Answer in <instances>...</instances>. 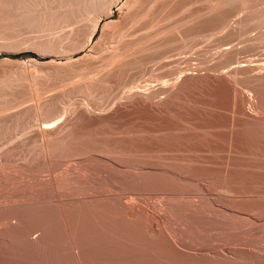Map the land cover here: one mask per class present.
Segmentation results:
<instances>
[{
    "label": "rangeland",
    "instance_id": "374dc122",
    "mask_svg": "<svg viewBox=\"0 0 264 264\" xmlns=\"http://www.w3.org/2000/svg\"><path fill=\"white\" fill-rule=\"evenodd\" d=\"M170 1L165 0L164 8L158 10L161 0H149L142 9H135L131 18L129 4L123 8L125 12L115 10L112 22H107L109 26L104 31L114 38L109 40V46L98 28L92 42L72 59L51 56L41 45L45 39L62 37L74 28L91 29L92 20L99 14L92 12L90 5L87 4L92 10L86 5L81 7L78 21L68 28L50 22L46 27L47 22L36 11L33 14L5 9L0 15V264H264V108L259 110L258 124L248 125L249 122L241 121L242 116L239 119L232 111L227 94L223 97L216 93V88L195 83L163 113L150 112L132 106L128 98L130 90L127 92L130 86L126 84L133 76H142V72L141 85L146 86L157 83L162 76L176 78L180 68L211 65L218 50L226 46L220 44L225 42L239 46L244 61L264 59L261 58L264 57V21H261L264 0H230L233 3L229 4V0H182L177 10L170 7ZM216 9L225 12L227 21L223 22L227 27L223 31L209 28L196 36L185 35L197 16ZM127 18L129 22H125ZM239 20L247 21L249 27L227 40L232 35L230 27ZM144 34L150 35V45L169 39V48L163 53L152 50L150 58L141 64L130 62L122 76L114 77L92 96L73 91L75 84L85 80L80 81L82 77L77 71L95 61L86 57L97 43H102V48L107 45L97 62L103 64L109 51L114 52L123 43ZM52 58H63L62 63L68 61L66 75L49 65ZM107 67L103 66L102 70ZM25 72L36 77L37 83L25 78ZM242 84L238 89L252 96L253 103L248 100L247 106L254 108L256 95L248 84ZM52 99L55 109L63 112L61 117L68 111L71 113L65 116L71 121V128L60 139L68 146L59 149L52 161H46L35 142L39 121L34 106ZM87 106L91 114L79 115ZM115 106L120 111L107 119L117 109ZM103 107L113 111L107 113ZM24 112L30 118L22 117ZM21 135L23 142L19 139ZM15 139L19 141L10 144ZM7 143L10 147L7 145L6 149ZM79 157L83 160L79 161ZM165 167L171 171L160 170ZM50 175L52 181L48 180ZM125 206L156 212L162 218L160 228L154 231L151 221L143 216H127Z\"/></svg>",
    "mask_w": 264,
    "mask_h": 264
},
{
    "label": "bare ground",
    "instance_id": "6f19581e",
    "mask_svg": "<svg viewBox=\"0 0 264 264\" xmlns=\"http://www.w3.org/2000/svg\"><path fill=\"white\" fill-rule=\"evenodd\" d=\"M149 0H0V15L3 13V11L5 9H13L18 11V13L24 12V11H31V13L33 11H36V15L39 13V16H41V20H44L47 22L46 27L48 26V23L50 22V24H57L60 25L61 27H67V26H71V24L73 25V22H75L78 18L79 15H81L80 9L83 5H90L92 7V9L96 14H99L97 16H95L96 18H94L93 24L91 26V29H87V30H81V29H71L69 32H67L66 34H62V37L59 38H50L48 40L45 39V42H43V44L41 45L45 50L50 52V55H55L56 57L59 56H67L66 58L72 59L76 52L84 50V48L86 47V45H88L89 43L92 42L93 37L97 31L98 28H101L103 31V35L106 36L105 41L107 40L108 42L105 44L110 43V39H114L113 36L107 32H104L105 29L109 26V24H107V22H112V17L114 15V13L116 12L115 10L119 11L121 13V10H123L124 7H126L128 4L130 5V18L132 17L133 13L135 12V9H142V7L147 4ZM169 1V0H168ZM234 1V0H233ZM248 1V0H247ZM186 2V1H185ZM246 2V1H245ZM243 1V3H245ZM182 3V0H171L170 1V7L172 9H176L179 7V5ZM224 3V2H223ZM226 3V2H225ZM229 3H233L232 1L230 2V0L228 1L227 4ZM154 4V3H153ZM190 4V3H189ZM166 5L165 0H161V2L159 3V8H157L158 10H162L164 8V6ZM184 5V4H183ZM155 6V5H154ZM153 6V8H154ZM223 6V5H222ZM230 6V5H229ZM246 6V5H245ZM84 7V6H83ZM215 7V5H214ZM224 7V6H223ZM85 8V7H84ZM184 8V7H183ZM213 8V7H212ZM220 8V7H219ZM225 8V7H224ZM246 8V7H245ZM89 10H92L88 7ZM86 9L88 12L89 10ZM252 9V8H251ZM83 10V8L81 9ZM125 10V8H124ZM123 10V11H124ZM148 10V9H147ZM153 9L151 8V11ZM157 10V11H158ZM177 10V9H176ZM87 11H83L84 13H86ZM122 11V12H123ZM186 11V10H185ZM20 12V13H21ZM88 12L86 14H88ZM125 12V11H124ZM174 12V11H173ZM242 12V11H241ZM31 13H28L31 14ZM145 13V12H144ZM183 13V12H182ZM209 13V12H208ZM205 14L202 15L200 17L197 16V20H193L190 25L189 28L187 27V30L185 33V35L187 36H196L198 35L200 32L204 31L205 29L209 28H216L217 30H221L223 31L227 25L223 22L225 17V12L223 13L220 9H216L213 12L209 13V14ZM27 14V13H26ZM33 14H35L33 12ZM83 14V13H82ZM4 15V14H3ZM20 15V14H19ZM26 15V19L27 16ZM95 15V14H94ZM136 15V14H135ZM158 15V14H157ZM229 15V14H228ZM21 16V15H20ZM30 16V15H29ZM28 16V17H29ZM84 17V15H82ZM105 17L104 20H101L100 18ZM251 16V15H250ZM1 17V16H0ZM22 17V16H21ZM32 17V16H31ZM225 17V18H224ZM4 18V17H3ZM2 18V19H3ZM13 18V16H12ZM17 19V16L14 17ZM19 18V17H18ZM33 18V17H32ZM130 18H127V20H125V22H129ZM262 18V17H261ZM13 19V20H16ZM29 19V18H28ZM156 19V18H155ZM196 19V18H195ZM247 19V18H246ZM19 20V19H18ZM40 20V21H41ZM226 20V19H225ZM229 20V19H228ZM255 20V19H254ZM257 20V19H256ZM255 20V23H256ZM259 20V19H258ZM10 21V20H9ZM39 21V22H40ZM78 21V20H77ZM227 21V20H226ZM261 21H264V19L262 18ZM11 22V21H10ZM9 22V23H10ZM233 22V21H232ZM235 22V21H234ZM247 22V21H246ZM244 20H239L236 22V25L234 23L235 26L230 27L231 31H232V35H230L229 37H227V40H230L234 35L236 34H240L242 32H244L247 27V23ZM260 22V21H259ZM8 23V22H7ZM8 23V25H9ZM14 23V22H13ZM21 23V22H19ZM258 23V22H257ZM261 23V22H260ZM11 24V23H10ZM26 24V23H25ZM33 23H31L32 25ZM43 24V23H42ZM186 24V23H185ZM229 24V22H228ZM233 24V23H232ZM250 25L253 23H249ZM22 25V24H19ZM30 25V24H28ZM40 25V24H39ZM150 25V26H149ZM149 27H152L153 24H149ZM254 25V24H253ZM14 26V25H13ZM27 26V24H26ZM143 26V25H142ZM264 26V25H263ZM1 27V25H0ZM35 27V26H34ZM51 27V26H50ZM55 27V26H54ZM159 27V26H158ZM181 27V26H180ZM192 27V28H191ZM16 28V27H15ZM25 28V27H24ZM30 28V27H28ZM42 28V27H41ZM40 28V29H41ZM45 28V27H43ZM68 28V27H67ZM176 28V27H175ZM259 28V27H258ZM53 29V28H52ZM57 29V26H56ZM164 29V28H163ZM191 29V30H190ZM6 30V28L4 29ZM8 30V29H7ZM13 30V29H12ZM43 30V29H42ZM50 30V29H49ZM155 30V29H154ZM161 30V29H160ZM228 29H226V31L224 33L227 32ZM3 31V30H1ZM169 31V30H168ZM188 31V32H187ZM253 31V30H252ZM150 32V31H149ZM182 32V31H181ZM217 32V31H216ZM218 33V32H217ZM222 32V34H224ZM220 34V33H219ZM230 34V33H229ZM257 34V33H255ZM102 35V36H103ZM147 35V34H146ZM145 34L143 36H139L138 38H136L135 40L133 39V41L130 42H126L123 43L122 48L120 45L119 49H122L121 51L118 49V51H114L111 52L109 51V55L107 53V57L106 59H104L105 62H103V64H99L97 62L98 59H102V53H103V49L107 48V45H103L104 48H102V43H97L94 46V50H92L86 58H88L89 60H95L92 63H90L89 65L80 68L77 73L82 77L80 79V81L85 78L84 82H79L77 84H75L72 89L74 92H78L80 94H86L87 95H91L93 93H96L98 91H100L102 89V87L108 83L111 79H113L114 77H120L125 73L126 70V66L131 62L132 64H141L144 61L148 60L151 56L152 50H158L157 52H161L163 53L165 51V49L169 48L167 47L168 45V40H163L155 45H150L148 44V41L150 39V35L146 36ZM217 35V34H216ZM250 35V33H249ZM252 35V34H251ZM101 36V37H102ZM103 36V37H105ZM123 36V34L121 35ZM176 36V35H175ZM205 36V35H202ZM210 36V35H209ZM223 36V35H222ZM247 36V35H246ZM253 36V35H252ZM261 36V35H260ZM156 37V36H155ZM170 37V36H169ZM199 37V36H198ZM212 37V35H211ZM219 37V35H218ZM168 38V37H167ZM188 38V37H187ZM196 38V37H195ZM247 38V37H246ZM120 40H122V37L119 38ZM221 39V38H220ZM252 39V38H251ZM259 39V38H258ZM44 40V39H43ZM223 40V39H222ZM221 40V41H222ZM233 40V39H232ZM257 40V39H255ZM3 41V40H2ZM42 42V40H40ZM151 41V40H150ZM179 41V40H178ZM194 41V40H193ZM209 41V40H208ZM8 42V41H7ZM114 42V40H111V43ZM223 42V41H222ZM238 42V41H237ZM236 42V43H237ZM181 43V42H180ZM250 43V42H249ZM6 44V43H5ZM19 44V43H18ZM230 42H225V43H221L220 46L226 45L223 48H221L220 50H218L217 55L216 56V60L213 64L211 65H207V66H198V67H191V68H186L184 70L181 69V71H179L178 75L176 78H172V79H163L161 78V82L159 80H156L157 83L152 84V83H146V86L141 85V81L142 76H143V72H142V76H140V74L133 76L131 79H129L128 82H126L128 87L127 92L129 91L131 94L128 98H130V103H132V106H138V107H142L144 109L150 110V112H156V113H163L164 111L167 110L168 107H170V105L183 93L187 92V90H189L191 87H193V85L195 83L198 84H202L203 86H211L212 89L218 90L216 91V93L220 92L219 94H222L223 97L224 95L227 94V96H229V101L227 103H229V106H232V111H234L235 115H238V118L240 119L241 117V121L242 119L248 123V125L250 123L254 124L257 123V121L259 122V114H260V109L262 110L264 108V59H258L256 57V59L258 60H249V61H244L242 54V50L239 46H234V45H229ZM235 44V42L233 43ZM238 44V43H237ZM235 44V45H237ZM251 44V43H250ZM13 45V44H12ZM40 45V44H38ZM118 45V47H119ZM197 45V44H196ZM247 45V44H246ZM17 46V45H16ZM32 46V45H31ZM106 46V47H105ZM202 46V45H201ZM200 46V48H201ZM218 46V45H217ZM243 46V45H241ZM24 47V46H23ZM174 47V46H173ZM186 47V46H184ZM32 48V47H31ZM116 48V47H115ZM133 48L134 50L130 51L129 49ZM187 48V47H186ZM207 48V47H206ZM12 49V48H11ZM177 49V48H176ZM216 49H218L216 47ZM243 49V48H242ZM249 49V48H248ZM27 50V49H26ZM107 50V49H106ZM128 50L130 52H128ZM197 50V49H196ZM202 50V49H201ZM208 50V49H207ZM210 50V49H209ZM46 51V53H47ZM105 51V50H104ZM113 51V50H112ZM120 51V52H119ZM167 51V50H166ZM169 51V50H168ZM171 51V50H170ZM194 51V50H193ZM217 51V50H216ZM177 52V51H176ZM201 52V51H200ZM199 52V53H200ZM213 50H212V54H213ZM45 53V52H44ZM190 53V52H189ZM198 53V52H197ZM216 53V52H215ZM192 54V53H191ZM211 54V52H210ZM209 54V55H210ZM263 54V53H262ZM101 55V56H100ZM168 55V54H167ZM202 55V54H201ZM246 55L248 56V53H246ZM164 56V54H163ZM174 56V55H173ZM181 56V55H180ZM194 56V55H192ZM198 56V54H197ZM206 56H208L206 54ZM250 56V54H249ZM165 57V56H164ZM178 57V56H177ZM185 57V56H184ZM189 57V56H188ZM212 57V55H211ZM59 58H52V60L50 61L49 65H51L52 67H54V69L56 71L59 72H63V74H65L64 71L69 69V63H67L68 61L65 62H61V59ZM170 58V57H169ZM169 58H167V60H169ZM199 58V57H198ZM203 58V57H202ZM205 58V57H204ZM248 58V57H247ZM264 58V57H261ZM68 59V60H69ZM164 59V58H163ZM178 59V58H177ZM182 59V58H181ZM184 59V58H183ZM208 59V57L206 58ZM214 59V58H213ZM246 59V58H245ZM252 59V58H251ZM60 60V61H57ZM172 60V59H171ZM190 60V59H189ZM192 60V59H191ZM203 59H201L202 61ZM209 60V59H208ZM152 61V60H151ZM185 61V60H184ZM193 61V60H192ZM206 61V60H205ZM38 62V61H37ZM71 62V61H70ZM168 62V61H167ZM170 62V61H169ZM183 62V61H182ZM208 62V61H207ZM206 62V63H207ZM64 63H67L64 64ZM151 63V62H150ZM153 63V61H152ZM175 63V62H174ZM173 63V64H174ZM211 63V62H210ZM209 63V64H210ZM33 64V63H32ZM148 64V63H147ZM154 64V63H153ZM158 64V63H157ZM172 64V65H173ZM194 65V63H192ZM199 63H196L195 65H197ZM202 65H204V63H201ZM26 65V64H25ZM161 65V64H160ZM185 65V63H184ZM103 66H108L106 69L107 70H102ZM143 66V65H142ZM151 66V65H150ZM175 66V65H174ZM178 66V65H177ZM181 66V65H180ZM26 67V66H25ZM32 67V65H31ZM37 67V66H35ZM155 67V66H154ZM165 67V66H164ZM163 67V68H164ZM27 68V67H26ZM33 68V67H32ZM68 68V69H67ZM138 68V66H137ZM168 68V65H167ZM177 68V67H176ZM38 69V68H37ZM76 69V68H75ZM148 69V67H147ZM154 69V68H153ZM152 69V70H153ZM23 70V69H22ZM28 70V68H27ZM26 70V71H27ZM140 70V69H139ZM69 71V70H68ZM96 73H95V72ZM149 71V70H148ZM155 71V70H154ZM161 71V70H159ZM29 72V71H28ZM74 72V71H73ZM96 74H94V73ZM147 72V71H146ZM150 72V71H149ZM8 73V72H7ZM22 73V72H21ZM93 73V74H92ZM152 73V72H151ZM150 73V74H151ZM16 74V73H15ZM29 74V73H28ZM91 74V76H90ZM145 74V72H144ZM158 74V73H157ZM21 75V74H20ZM66 75V74H65ZM94 75V76H92ZM153 75V74H152ZM12 76V75H11ZM18 76V75H17ZM23 76L27 79L32 80L34 83H37V78L33 77L31 75H27L26 72L25 74H23ZM48 76V75H47ZM76 76V75H75ZM132 76V75H131ZM14 77V76H13ZM43 77V76H42ZM126 77V76H125ZM124 77V78H125ZM79 78V76H78ZM155 78V77H154ZM119 79V78H118ZM123 79V78H122ZM148 79V78H147ZM153 79V78H152ZM11 80V79H10ZM24 80V79H23ZM69 80V79H68ZM150 80V78H149ZM28 81V80H27ZM45 81V80H44ZM59 81V80H58ZM83 81V80H82ZM145 81V80H143ZM5 82V81H4ZM13 82V80H12ZM10 82V83H12ZM64 82V81H63ZM116 82V81H115ZM121 82V81H120ZM118 81V84L120 83ZM147 82V81H146ZM150 82V81H148ZM246 83L247 86H249L254 93L256 95V99H254V108L253 105L251 107L247 106V102L248 100H252V96L250 94H245L242 93L241 91H239L238 89V85L242 84V83ZM33 83V84H34ZM42 83V82H41ZM124 83V82H122ZM22 84V81H21ZM145 84V83H143ZM14 85V84H12ZM18 85V83H17ZM38 85V84H37ZM60 85V84H59ZM73 85V84H72ZM112 85V84H111ZM243 85V84H242ZM3 86V85H2ZM1 86V87H2ZM20 86V85H19ZM70 86V85H69ZM109 86V85H108ZM214 86V87H213ZM32 87V86H31ZM59 87V86H58ZM110 87V86H109ZM112 87V86H111ZM124 87V86H123ZM208 88V89H211ZM28 88V87H27ZM33 88V87H32ZM40 88V87H39ZM126 88V87H125ZM131 88V89H129ZM1 89V88H0ZM16 89H18L16 87ZM20 89V88H19ZM35 89V88H34ZM37 89V88H36ZM42 89V88H40ZM69 89V88H68ZM110 89V88H109ZM113 89V87H112ZM127 89V88H126ZM203 89V88H202ZM211 89V90H212ZM231 89H233V91L231 92ZM11 90V89H10ZM193 90V89H192ZM21 91V90H19ZM33 91V90H32ZM40 91V90H39ZM64 91V90H63ZM66 91V90H65ZM72 91V92H73ZM102 91V90H101ZM208 91V90H207ZM13 92V91H12ZM44 92V91H43ZM62 92V91H61ZM126 93V91H124ZM244 92V91H243ZM41 93V92H40ZM231 93V94H230ZM32 94V93H31ZM56 94V93H55ZM98 94V93H97ZM96 94V95H97ZM109 94V93H108ZM218 94V95H219ZM12 95V94H11ZM48 95V94H46ZM75 95V94H74ZM124 95V93H123ZM126 95V94H125ZM217 95V96H218ZM58 96V95H56ZM66 96V95H65ZM82 96V95H81ZM85 96V95H84ZM92 96V95H91ZM90 96V97H91ZM250 96V97H249ZM35 97V96H34ZM53 97V96H52ZM88 97V96H87ZM125 97V96H124ZM123 97V98H124ZM181 97V96H180ZM220 97V96H218ZM222 97V96H221ZM4 98V97H3ZM33 98V97H32ZM40 98H42L40 96ZM56 98V97H55ZM61 98V97H60ZM122 98V99H123ZM184 98V97H183ZM6 99V98H5ZM16 99V98H15ZM14 99V100H15ZM46 99V98H45ZM121 99V100H122ZM21 100V99H20ZM59 100V99H58ZM120 100V101H121ZM36 101V99H35ZM42 101V100H41ZM45 101V100H44ZM53 99L51 100H47L43 103H37L34 106V111H35V118L39 121V128H37V131L34 134L35 137V142H37L39 144V148L40 151L42 152V154L45 157L46 161H52L51 159H53L54 157L57 156V152L59 151V149L62 148H66L68 146L67 143L65 142H61L60 139L61 137L65 136L70 128H71V121H67L65 116L68 115L69 113L67 112V114H65V116L61 117L62 113L60 110L55 109V105L53 103ZM60 101V100H59ZM122 101L125 102V100L123 99ZM121 101V102H122ZM21 102V101H20ZM55 102V101H54ZM58 102V101H57ZM24 103V102H23ZM22 103V104H23ZM62 102H60L61 105ZM118 103V102H117ZM120 103V102H119ZM253 103V100H252ZM68 104V103H67ZM16 105V104H15ZM66 105V104H65ZM89 105V103H88ZM119 105V104H118ZM127 105V104H126ZM1 106V105H0ZM24 106V105H23ZM58 106V103L57 105ZM71 106V105H70ZM93 106V105H92ZM92 106L90 109H92ZM113 106V105H112ZM187 106V105H186ZM4 107V106H3ZM8 107V106H7ZM28 107V106H27ZM67 108V106H64ZM90 106H87L86 109H81L78 114L79 115H83V116H88L91 113L89 110ZM94 107V106H93ZM99 107V106H98ZM101 107V106H100ZM114 107V106H113ZM116 107V106H115ZM123 107V106H122ZM22 108V107H21ZM69 108V107H68ZM67 108V110H69ZM104 108V107H103ZM111 108V107H110ZM117 108V107H116ZM4 109V108H3ZM6 109V108H5ZM18 109V108H17ZM74 109H78L74 108ZM106 109V108H104ZM113 109V108H112ZM24 110V109H23ZM30 109H28L27 111H29ZM33 110V109H32ZM31 110V111H32ZM71 110V109H70ZM108 113V110L110 109H106ZM115 110V109H114ZM133 110V108H132ZM141 110V109H140ZM93 111V109H92ZM98 111V110H97ZM113 111V110H110ZM120 111V107L117 108L112 114L107 115L106 113V118L107 119H111L115 114H117V112ZM130 111V109H129ZM257 111V112H256ZM15 112V111H14ZM66 112V111H65ZM75 112V111H74ZM96 112V111H95ZM99 112V111H98ZM134 112V111H133ZM73 113V112H72ZM100 113V112H99ZM259 113V114H258ZM24 115L22 117L27 116V113H23ZM71 114V113H70ZM93 114V113H92ZM22 115V114H21ZM95 115L97 116V113H95ZM100 115H102L103 117V113ZM16 116V115H15ZM18 116V115H17ZM69 116V115H68ZM29 117V116H27ZM67 117V116H66ZM94 117V116H93ZM234 117V114H233ZM9 118V117H8ZM26 118V117H25ZM30 118V117H29ZM91 118V117H90ZM89 118V119H90ZM105 118V119H106ZM147 118V117H146ZM237 118V116H236ZM236 118H235V123H236ZM237 118V119H238ZM18 119V118H17ZM28 119V118H27ZM232 120L234 118H231ZM24 120V119H23ZM79 120V119H78ZM231 120V121H232ZM18 121V120H17ZM16 121V122H17ZM36 121V120H35ZM230 121V122H231ZM239 121V120H238ZM237 121V123H238ZM239 121V122H241ZM262 121V120H261ZM11 122V121H10ZM24 122V121H23ZM28 122V121H27ZM32 122V121H31ZM107 122V121H106ZM115 122V121H114ZM233 122V121H232ZM37 123V122H36ZM246 123V122H245ZM13 124V123H11ZM22 124V123H21ZM24 124V123H23ZM38 124V123H37ZM99 124V123H98ZM230 124V123H229ZM239 124V123H238ZM237 124V125H238ZM241 124V123H240ZM258 124V123H257ZM29 125V124H28ZM235 125V124H234ZM5 126V125H4ZM23 126V125H22ZM30 126V125H29ZM101 126V125H100ZM103 126V125H102ZM236 126V125H235ZM245 126V125H244ZM12 127V126H11ZM31 127V126H30ZM239 127V126H237ZM255 127V126H254ZM20 129V127H17ZM36 129V127H32V129ZM116 128V127H115ZM2 129V128H1ZM24 129V128H23ZM29 129V128H28ZM5 130V129H4ZM235 130V129H234ZM30 132L32 131L31 129L29 130ZM76 131V130H75ZM1 132V131H0ZM28 134V131H25ZM23 133L24 135L26 133ZM33 132V131H32ZM71 132V131H70ZM74 132V130H73ZM77 133V132H76ZM20 135V133H18ZM11 135V134H10ZM13 135V134H12ZM30 135V134H29ZM4 136V135H3ZM22 137L18 138L21 139V141L24 139V136L21 135ZM26 136V135H25ZM75 136V134H74ZM9 137V136H8ZM27 137V136H26ZM68 138V137H67ZM18 140V139H17ZM16 139L14 141L11 140V143H16L17 141ZM233 140V139H232ZM10 141V139L8 140ZM19 141V140H18ZM99 141V139H98ZM23 142V141H22ZM32 142V141H31ZM5 143V141H4ZM3 143V144H4ZM28 143V142H27ZM79 143V142H78ZM108 143V142H107ZM119 143V142H117ZM1 144V143H0ZM9 144V145H10ZM25 144V143H24ZM23 144V146H25ZM73 144V143H72ZM75 144V143H74ZM8 145V143L4 146L6 147ZM8 145V146H9ZM32 145V144H31ZM111 145V144H110ZM2 146V145H0ZM8 146L6 147V149L8 148ZM3 147V148H4ZM10 147V146H9ZM107 147V146H106ZM109 147V146H108ZM2 148V147H1ZM0 148V149H1ZM5 149V148H4ZM3 149V150H4ZM19 149V148H18ZM146 149V148H145ZM21 150H23L21 148ZM105 150V149H104ZM107 150H109L107 148ZM2 151V149L0 150ZM5 151V150H4ZM25 151V150H23ZM32 151V150H31ZM34 151V150H33ZM94 151V150H92ZM118 151V149H117ZM38 152V151H36ZM67 152V151H66ZM76 152V151H74ZM113 152V151H112ZM2 153V152H1ZM17 153V152H16ZM32 153V152H31ZM38 154V153H37ZM94 154V153H93ZM99 154V153H98ZM28 155V154H27ZM70 155V154H69ZM103 155V154H102ZM101 155V156H102ZM111 155V154H110ZM4 156V155H3ZM9 156V155H8ZM22 156V155H21ZM38 156V155H37ZM65 156V155H64ZM95 156V155H94ZM16 157V156H15ZM62 157V156H61ZM100 157V156H99ZM105 157V156H104ZM66 158V157H65ZM70 158V157H69ZM67 158V159H69ZM109 158V157H107ZM113 158V157H112ZM5 159V158H4ZM20 159V157H19ZM30 159V158H29ZM40 159V158H39ZM43 159V158H42ZM41 159V160H42ZM64 159V158H63ZM79 161H82V157L78 158ZM104 159V158H103ZM111 159V158H110ZM8 160V159H7ZM28 160V159H27ZM93 160V159H91ZM2 161V159H1ZM102 161V160H101ZM100 161V163H102ZM116 161V160H115ZM10 162V161H9ZM39 162V161H38ZM41 162V161H40ZM44 162V160H43ZM73 162V161H72ZM7 163V162H6ZM24 163V162H23ZM26 163V162H25ZM71 163V162H70ZM99 163V164H100ZM117 163V162H116ZM120 162H118L117 164H119ZM30 164H32L30 162ZM40 164V163H39ZM76 164V163H75ZM111 164V163H110ZM68 165V164H67ZM22 166V165H21ZM20 166V167H21ZM42 166V165H41ZM74 166V165H73ZM100 166V165H99ZM104 166V165H103ZM16 167V166H15ZM32 167V166H31ZM67 167V166H66ZM118 167V166H117ZM122 167V166H121ZM129 167V166H128ZM46 168V167H45ZM64 168V167H63ZM68 168V167H67ZM71 168V167H70ZM77 168V167H76ZM96 168V167H95ZM54 169V168H53ZM75 169V168H74ZM140 169V168H139ZM146 169V167H145ZM4 170V169H3ZM9 170V169H8ZM47 170V169H46ZM65 170V169H64ZM68 170V169H67ZM95 170V169H94ZM160 170L162 171H167L170 172L171 170L167 167L165 168H160ZM32 171V170H31ZM59 171V170H58ZM74 171V170H73ZM174 171V170H173ZM10 172V171H9ZM67 172V171H66ZM86 172V171H85ZM82 173V172H81ZM98 173V172H97ZM137 173V172H136ZM3 174V173H2ZM35 174V173H34ZM51 174V173H49ZM140 174V173H139ZM228 174V173H227ZM25 175V174H24ZM45 175V172H44ZM4 176V175H3ZM72 176V175H71ZM76 176V175H75ZM139 176V175H138ZM12 177V176H11ZM36 177V176H35ZM34 177V178H35ZM44 177V176H43ZM50 178L48 180L53 179L52 175L49 176ZM56 177V176H55ZM70 177V175H69ZM6 178V177H5ZM8 178V177H7ZM15 179V178H14ZM43 179V178H42ZM45 179V178H44ZM57 179V178H56ZM59 179V178H58ZM37 180V179H36ZM41 180V179H40ZM47 181V180H46ZM82 181V180H81ZM36 182V181H35ZM1 183V182H0ZM49 183V182H47ZM37 184V183H36ZM44 184V183H43ZM92 186V185H91ZM88 187V186H87ZM58 190V189H57ZM111 191V190H110ZM108 192V191H107ZM10 193V192H9ZM67 193V192H66ZM21 194V193H20ZM65 194V193H64ZM113 194V193H112ZM57 195V194H56ZM76 195V194H75ZM49 196V195H48ZM67 196V195H66ZM101 196V195H100ZM130 196V195H129ZM16 197V196H15ZM113 197V196H112ZM111 197V198H112ZM45 198V196H44ZM106 198V197H105ZM122 198V197H121ZM59 199V198H58ZM70 199V198H69ZM101 199V198H100ZM104 199V198H103ZM127 199V198H126ZM48 200V199H47ZM92 200V199H91ZM113 200V198H112ZM110 201V200H109ZM114 201V200H113ZM112 201V202H113ZM126 201V200H125ZM102 202V201H101ZM57 203V202H56ZM60 203V201H59ZM93 203V202H91ZM99 203V202H98ZM123 203V202H121ZM127 203V202H126ZM6 204V202L4 203ZM18 204V203H16ZM52 204V203H51ZM61 204V203H60ZM59 204V205H60ZM81 204V203H79ZM112 204V203H111ZM43 205V204H42ZM53 205V204H52ZM71 205V204H70ZM113 205V204H112ZM119 205V204H118ZM61 206V205H60ZM69 206V205H68ZM29 207V206H27ZM38 207V205H37ZM45 207V206H44ZM53 207V206H52ZM79 207V206H78ZM100 207V206H99ZM115 207V206H114ZM118 207V206H117ZM137 207V206H136ZM139 207V206H138ZM145 207V206H144ZM61 208V207H60ZM109 208V207H108ZM116 208V207H115ZM119 208V207H118ZM124 208V207H123ZM23 209V208H22ZM56 209V207L54 208ZM62 209V208H61ZM81 209V208H80ZM84 209V208H83ZM30 210V209H29ZM48 210V209H47ZM64 210V208H63ZM90 210V209H89ZM88 210V211H89ZM124 213L129 216V217H134L135 215H140L145 217L146 219H148L149 221H151L150 226L151 228L154 229H158L160 228V224L162 223L161 220L162 218L156 214V212H150L148 210H142L139 208H135L131 207V206H125V208L123 209ZM49 211V210H48ZM36 212V211H35ZM61 212V211H59ZM29 213V212H27ZM62 214V213H61ZM162 214V213H161ZM49 216V215H48ZM63 216V214H62ZM114 216V215H113ZM116 218V217H115ZM65 219V218H64ZM133 219V218H132ZM2 223V222H1ZM7 223V222H6ZM1 225V224H0ZM149 225V224H148ZM164 225V224H163ZM6 226V224H5ZM8 226V225H7ZM24 227V226H23ZM30 227V226H29ZM65 227V226H64ZM1 228V227H0ZM35 229V227H34ZM23 230V229H22ZM47 231V230H46ZM152 231V230H151ZM155 231V230H154ZM28 232V231H27ZM155 233V232H154ZM4 234V233H3ZM40 234V231H39ZM15 235V234H14ZM157 235V234H156ZM33 236V235H32ZM35 236V235H34ZM37 236V235H36ZM23 237V236H22ZM31 237V236H30ZM27 238V237H26ZM162 238V237H161ZM35 239V237H34ZM68 239V238H67ZM5 240V239H4ZM38 240V239H36ZM71 240V239H70ZM76 240V239H75ZM143 240V239H142ZM28 241V240H27ZM67 241V240H66ZM76 242V241H75ZM47 243V242H46ZM41 244V243H40ZM67 246V244H66ZM74 246V245H73ZM139 246V245H138ZM166 246V245H165ZM76 247V246H75ZM179 247V246H178ZM52 248V247H51ZM75 249V248H74ZM51 250V249H50ZM55 250V249H54ZM49 251V250H48ZM73 251V250H72ZM75 251V250H74ZM50 254V253H49ZM66 254V253H65ZM46 255V254H45ZM54 255V254H53ZM69 255V254H68ZM79 255V254H78ZM86 255V253H85ZM5 256V255H4ZM48 257V256H47ZM77 257V256H76ZM75 257V258H76ZM49 259V258H48ZM58 259V258H57ZM60 260V259H59ZM79 260V259H78ZM29 262V261H28ZM61 262V261H60ZM91 262V261H90ZM49 263V262H48ZM62 263V262H61ZM79 263V262H78ZM45 264V263H44ZM84 264V263H83ZM86 264V263H85Z\"/></svg>",
    "mask_w": 264,
    "mask_h": 264
}]
</instances>
